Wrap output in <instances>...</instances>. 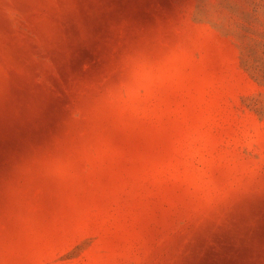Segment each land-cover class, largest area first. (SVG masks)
I'll list each match as a JSON object with an SVG mask.
<instances>
[{"label":"rangeland","instance_id":"1","mask_svg":"<svg viewBox=\"0 0 264 264\" xmlns=\"http://www.w3.org/2000/svg\"><path fill=\"white\" fill-rule=\"evenodd\" d=\"M0 264H264V0H0Z\"/></svg>","mask_w":264,"mask_h":264}]
</instances>
